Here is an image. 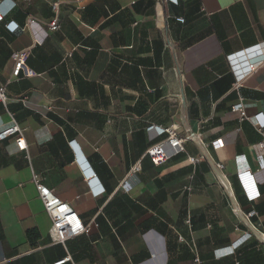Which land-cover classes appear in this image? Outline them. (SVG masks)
<instances>
[{
	"label": "crops",
	"instance_id": "0c3cea01",
	"mask_svg": "<svg viewBox=\"0 0 264 264\" xmlns=\"http://www.w3.org/2000/svg\"><path fill=\"white\" fill-rule=\"evenodd\" d=\"M12 1L0 130L15 121L26 147L0 140V264H264L233 201L264 233V127L250 118L264 119V0ZM19 49L34 76L12 75ZM237 103L246 116L222 122ZM157 127L183 151L154 163L147 149L167 136ZM135 165L137 180L121 184ZM34 174L95 233L53 242Z\"/></svg>",
	"mask_w": 264,
	"mask_h": 264
},
{
	"label": "built area",
	"instance_id": "2783aa9c",
	"mask_svg": "<svg viewBox=\"0 0 264 264\" xmlns=\"http://www.w3.org/2000/svg\"><path fill=\"white\" fill-rule=\"evenodd\" d=\"M165 1L176 2L177 0ZM1 4L2 3H0V21H4L6 16L14 8L15 1L8 0L5 6H2ZM55 6L56 4L53 5V7ZM176 20L183 22L182 18H177ZM34 22L35 19L33 17H29L22 28L24 29L25 27L30 26ZM6 25H11V31H15L19 28V25L17 23H13V21L7 22ZM46 26L50 30H56L59 28V24L56 18H53L52 20L48 21L46 23ZM27 57L28 52L26 50L19 49L13 52L12 75L15 78L31 77L35 75V72L27 65ZM262 61V58L257 61L248 60L246 65V71L242 76H238V79L234 82V89H237L243 77L255 71L256 68L262 63ZM0 101L3 104H6L7 102V95L5 93L4 87H0ZM245 116V111L241 103H237L233 106L231 110H229L223 115V117H221V121L226 122L230 120L241 119ZM250 118L257 119L260 126L262 128L264 127V119L260 113L253 115ZM221 129L222 126H218L213 128L212 131L217 132ZM157 133L159 135L167 133V136L163 140L157 142L156 144L152 145L147 149V154L151 157L154 163L162 162L168 159L169 157L183 151V139L179 138L174 131L162 127H157ZM8 136L14 137L15 143L19 149H24L26 147L22 135V129L16 124L15 121H13L12 125L0 130V140ZM188 159L192 163L198 161V158L196 157H189ZM213 168L215 171H218L217 166H214ZM139 169L140 168L138 165L133 166L128 177L124 179L121 184L128 185L133 181H136V173L139 171ZM88 175L89 173H87V176ZM237 178L248 201H252L258 197L259 193L257 191L254 179L247 171L240 172L237 175ZM32 181L37 189L38 197L43 205L44 211L50 217L51 227L49 229V235L53 242L64 243L66 240L79 234L92 235L95 233V231L97 230L95 224H84L67 203L61 200L51 189L47 188L42 183V178L39 174H34L32 177ZM222 182L230 190L227 181L222 178ZM233 201L235 206L234 210L241 219V221H244L251 229V231L257 234L260 240L264 242V233L257 229L253 224H251L249 220L255 215V211L252 209L245 213L236 204L235 199H233ZM68 259L69 257H66L62 260L57 261L55 264H61L63 262H66Z\"/></svg>",
	"mask_w": 264,
	"mask_h": 264
}]
</instances>
